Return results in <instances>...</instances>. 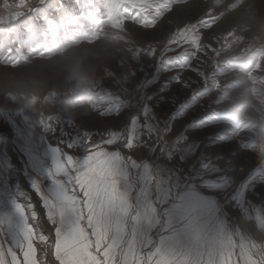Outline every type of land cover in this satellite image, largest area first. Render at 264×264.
<instances>
[{"label": "rangeland", "instance_id": "374dc122", "mask_svg": "<svg viewBox=\"0 0 264 264\" xmlns=\"http://www.w3.org/2000/svg\"><path fill=\"white\" fill-rule=\"evenodd\" d=\"M77 2L55 0L50 8L28 0L40 14L0 24V229L18 232L15 204L31 206L36 258L57 264L54 229L31 185L54 192L53 148L82 158L83 150L62 143L78 131L124 157L115 182L130 209L125 236L131 231L152 250L181 254L223 231L210 257L217 264L222 253L233 264H264V0H176L149 28L127 18L114 28L106 0H94L95 19L52 10ZM15 3L0 0V17L19 11ZM201 19L208 26L191 31L198 51H166L174 33ZM185 50L194 58L183 70L158 65ZM98 89L123 106L97 104L111 108L101 117L91 103ZM129 117H136L140 146L104 144L109 133L129 130ZM42 122L54 132L45 134ZM142 124L154 130L151 139L141 138ZM203 252L207 257V245Z\"/></svg>", "mask_w": 264, "mask_h": 264}, {"label": "snow or ice", "instance_id": "6c2138e0", "mask_svg": "<svg viewBox=\"0 0 264 264\" xmlns=\"http://www.w3.org/2000/svg\"><path fill=\"white\" fill-rule=\"evenodd\" d=\"M174 2L176 0H106V15L114 28L123 27L126 18L143 28H149L154 27L156 20L165 12L172 10ZM54 3L55 0H40V5L50 8ZM15 7L19 11L13 12L10 16L6 14L0 17V24L17 22L26 14H40L38 8L28 7V0H16ZM52 10L75 12L80 18L87 16L95 19L97 15L94 0H78L71 8L61 4L59 8ZM41 18L46 20L43 15ZM208 24L209 21L201 19L197 24L186 26L174 33L166 51H174L172 45L176 47L191 45L194 52L198 51L199 37L191 35V31L192 29L199 31ZM28 46L35 50L37 47L35 39H31ZM136 51L139 53L141 50ZM194 52L185 50L179 55L157 63L169 71L183 70L194 58ZM176 83H180L179 76ZM91 103L93 111H98L101 117L111 115V108H97V104L123 106L118 95H109L103 89L96 91ZM135 120L136 117H129V130L125 133H109L103 143L111 146L122 142V146L127 150L138 148L140 144L135 131ZM41 127L45 134L48 131L54 132L46 123L42 122ZM60 128V135L63 136L62 124ZM153 131L142 124L141 138L146 136L151 139ZM62 143L70 150H83L85 155L82 158H74L61 148L54 147L53 167L48 172V178L55 186L54 192L45 191L38 181L31 185L32 191L42 202L41 206L45 210L48 223L54 229L53 256L57 264H217V261L210 257L217 244L223 245L225 239L223 231L213 238L199 241L189 252L181 254L159 248L152 250L144 243H137L138 237L131 231L125 236L122 219L129 215L130 209L115 182L116 164L124 157L119 151L109 152L100 144L92 145L89 137L82 136L78 131L68 135L67 140ZM126 159L131 161V157ZM15 211L20 216L22 224L19 231L14 234L0 229V264H20L15 249H19L23 264H39L33 246V241L37 239L38 227L30 225L26 215V212H31V219L36 220V213L31 206L25 209L20 204H15ZM3 223L4 220L0 219V225ZM38 241L43 244L47 237L40 234ZM205 245L209 249L207 257L203 252ZM218 264H233L231 254L222 253Z\"/></svg>", "mask_w": 264, "mask_h": 264}, {"label": "bare ground", "instance_id": "6f19581e", "mask_svg": "<svg viewBox=\"0 0 264 264\" xmlns=\"http://www.w3.org/2000/svg\"><path fill=\"white\" fill-rule=\"evenodd\" d=\"M91 29V28H90ZM88 30V29H87ZM4 137H5V135H4ZM206 176V175H205ZM205 178V177H204ZM209 178V177H208Z\"/></svg>", "mask_w": 264, "mask_h": 264}]
</instances>
